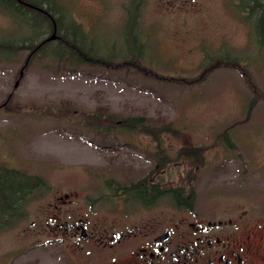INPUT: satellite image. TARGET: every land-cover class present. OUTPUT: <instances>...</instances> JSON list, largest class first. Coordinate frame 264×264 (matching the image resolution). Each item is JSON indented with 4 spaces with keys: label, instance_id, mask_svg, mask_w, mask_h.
Instances as JSON below:
<instances>
[{
    "label": "rangeland",
    "instance_id": "obj_1",
    "mask_svg": "<svg viewBox=\"0 0 264 264\" xmlns=\"http://www.w3.org/2000/svg\"><path fill=\"white\" fill-rule=\"evenodd\" d=\"M48 1L60 32L78 25L67 37L94 58L59 61L51 52L62 46L57 40L24 68L30 48L0 55V166L45 181L12 223L0 219V264H107L101 246L52 235L64 231L53 217L57 224L87 218L99 230L114 217L122 224L113 197L108 201L110 179L136 181L157 152L169 160L162 161L163 182L193 187L212 217L245 211L264 225V99L253 100L257 93L245 81L264 94V43L242 0ZM51 33L45 27L28 45ZM34 34L25 18L0 8V41ZM134 117L150 130L123 126ZM183 148L199 151V161ZM73 192L71 204L53 208L56 197ZM99 193L103 202L89 207ZM169 201L163 195L147 216L166 212ZM132 205L129 213H144Z\"/></svg>",
    "mask_w": 264,
    "mask_h": 264
},
{
    "label": "flooded vegetation",
    "instance_id": "obj_2",
    "mask_svg": "<svg viewBox=\"0 0 264 264\" xmlns=\"http://www.w3.org/2000/svg\"><path fill=\"white\" fill-rule=\"evenodd\" d=\"M178 1L180 6L187 2ZM167 4L172 6L175 2L167 0ZM35 9L49 17L43 9ZM122 123L123 126L126 125L124 127L133 128L134 132L146 133V129L141 130L142 126L135 125L134 122ZM189 154L191 153L184 155ZM156 155L153 158V168L136 181L130 180L127 185H120L110 179L108 201L113 197L111 208L119 213L122 224L116 222L118 217H114L109 227L99 230L96 226L89 227L87 218L73 219L69 216L70 220L57 224L55 222L58 217L54 216V224L64 231H55L52 235H65L68 239L77 240L76 243L90 241L101 246L107 252V264L264 262V225H259L252 219L247 220L245 211L226 219L212 217L211 212L198 205L193 187L163 182L164 159L159 152ZM176 191L179 193H174ZM163 195L170 198L167 211L160 210L147 216L148 210L153 209L154 204H160ZM97 196L89 202V207L103 202L100 193ZM74 197H78L77 192L63 193L51 205L58 209L62 205L71 204ZM135 203L143 206L141 210L144 213H129L131 209H126V206Z\"/></svg>",
    "mask_w": 264,
    "mask_h": 264
},
{
    "label": "trees",
    "instance_id": "obj_3",
    "mask_svg": "<svg viewBox=\"0 0 264 264\" xmlns=\"http://www.w3.org/2000/svg\"><path fill=\"white\" fill-rule=\"evenodd\" d=\"M241 2L243 11L246 12L247 19L251 20V22H254V20L258 18L259 27L257 28L256 26H254V31L259 37L261 43H264V0H242ZM0 8L22 16L23 18H25L27 25L35 31L34 36L30 37L27 40L20 39L19 42L15 39H3L0 41V55L4 54L5 52V55L8 54L10 51H7L12 47H14V50L30 48L31 51L26 58V62L24 63L23 68L25 67L27 61L36 52L44 51L45 53H47V43L52 40L44 41L46 39L44 38L32 46L31 44H28L33 41L35 42L38 33L44 30L45 27H49L50 30L53 31V21L56 25V38L53 40H57L58 43L62 44V46L60 48L53 49L51 52L59 61H68L72 65H77L80 63H90L87 60H91L94 58L92 56H89L90 58L87 59L86 53L82 51L80 45L77 43V40L72 37H67L69 29L73 30L71 32H74L75 29L79 32L78 25H75L71 22L69 23V25L65 26L68 29H66L63 33L60 32L62 29V25L59 21L58 13L48 0H0ZM35 8L43 9L49 14V17L37 11ZM18 42L19 44H17ZM236 59L239 60V58L234 57V60ZM97 62H100V60H97ZM244 66L245 65H242V67L246 70L247 67L245 66V68ZM242 73L243 75H246L245 72ZM245 81L247 82V84H249L250 89L252 91L254 90L257 93L255 94V97L252 98L253 100H258L261 98L264 99L263 92H261L255 84H253L251 78L245 77ZM250 104L251 101L249 102V107ZM101 114L102 111L97 113L94 117L97 118L101 116ZM129 121L134 122L135 125L142 126V129L150 130V126L144 124L142 117H134ZM180 153L184 155L186 153H190V151L189 149L183 148L180 150ZM186 157L192 160V162L199 161V151L191 152V154ZM166 162H169V160H164V163ZM44 184L45 181L40 176L27 174L18 169L0 166L1 226L12 223L18 217V215H21L24 207V202H26L29 197L33 195L34 192L41 187V185ZM174 193L179 192L176 191Z\"/></svg>",
    "mask_w": 264,
    "mask_h": 264
},
{
    "label": "water",
    "instance_id": "obj_4",
    "mask_svg": "<svg viewBox=\"0 0 264 264\" xmlns=\"http://www.w3.org/2000/svg\"><path fill=\"white\" fill-rule=\"evenodd\" d=\"M53 31H52V33H51V35H49L48 37H46V39L44 40V41H49V40H53V39H55L56 38V25H55V22L53 21ZM43 41V42H44ZM22 74H23V71L21 70L20 71V77L22 76ZM18 82H19V80H17L16 82H15V84H14V87H16L17 85H18Z\"/></svg>",
    "mask_w": 264,
    "mask_h": 264
}]
</instances>
